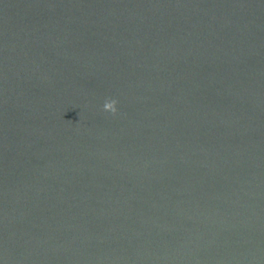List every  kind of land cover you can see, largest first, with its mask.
<instances>
[{
	"label": "water",
	"instance_id": "95a60500",
	"mask_svg": "<svg viewBox=\"0 0 264 264\" xmlns=\"http://www.w3.org/2000/svg\"><path fill=\"white\" fill-rule=\"evenodd\" d=\"M0 264H264V0H0Z\"/></svg>",
	"mask_w": 264,
	"mask_h": 264
},
{
	"label": "clouds",
	"instance_id": "9594fccd",
	"mask_svg": "<svg viewBox=\"0 0 264 264\" xmlns=\"http://www.w3.org/2000/svg\"><path fill=\"white\" fill-rule=\"evenodd\" d=\"M118 101L115 99H108L105 101L104 105H103V110L106 112H110L113 115L116 114L117 112V105Z\"/></svg>",
	"mask_w": 264,
	"mask_h": 264
}]
</instances>
